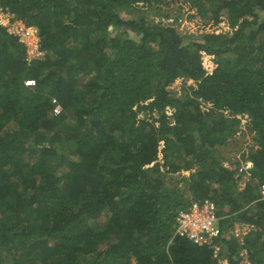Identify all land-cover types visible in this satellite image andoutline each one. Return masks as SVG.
Segmentation results:
<instances>
[{"label":"trees","instance_id":"1","mask_svg":"<svg viewBox=\"0 0 264 264\" xmlns=\"http://www.w3.org/2000/svg\"><path fill=\"white\" fill-rule=\"evenodd\" d=\"M163 1L0 0L45 51L27 63L0 24V264H218L174 234L197 199L223 217L227 264L242 250L264 264V0H188L232 28L197 35L154 22ZM243 114L254 142L240 188L216 150ZM235 223L252 226L241 241Z\"/></svg>","mask_w":264,"mask_h":264},{"label":"built area","instance_id":"2","mask_svg":"<svg viewBox=\"0 0 264 264\" xmlns=\"http://www.w3.org/2000/svg\"><path fill=\"white\" fill-rule=\"evenodd\" d=\"M191 8L188 5L187 9ZM192 14L194 13L191 10ZM164 18L165 22L163 25L173 26L179 31L181 34H195V21L194 18H191L186 15V13H179V14H172L169 12L168 17H161ZM0 24L4 25L7 30L18 37L19 41L23 43L25 47V60L27 63L32 62L35 59H40L44 57L45 51L40 48L39 44V34L38 29L34 25H27L20 19H15L11 12L7 10H2L0 8ZM205 25L203 24V27ZM229 28V27H228ZM203 33V32H200ZM210 33H221L218 30L210 31ZM35 81L33 79H27L24 81L26 86H30L34 84ZM53 103H56L55 99H52ZM211 104H208L210 107ZM207 109V108H206ZM173 108L167 106L165 108V113L169 117L171 123H173L172 114ZM61 112V108L58 104L55 105L54 113L57 115ZM240 118V115H237ZM245 118L249 117L246 114L241 115ZM247 157V156H246ZM249 167L248 159L239 160L236 166V172L234 177L237 178V181L242 179L243 174H247V169ZM246 180H242L237 183V185L241 188L244 186ZM259 192L264 196V185H260ZM217 205L210 199H197L191 201L190 205L178 211L176 217V228L174 234H177L180 237H185L193 241V243L197 245H204L210 248L213 252V257L216 258L218 264H227L225 255L222 253V246L218 242V239L222 237H227V234H222L220 228V217L217 215ZM242 228H249L252 229L250 225H244ZM234 235L238 236L237 238L243 237L240 232H237L234 228ZM241 236V237H240ZM215 240L217 242H215Z\"/></svg>","mask_w":264,"mask_h":264},{"label":"rangeland","instance_id":"3","mask_svg":"<svg viewBox=\"0 0 264 264\" xmlns=\"http://www.w3.org/2000/svg\"><path fill=\"white\" fill-rule=\"evenodd\" d=\"M142 3H139L138 6H141ZM189 5L188 0H164L161 3V7L163 9L164 12H170L172 14H179V13H186L187 16L194 18L195 21V28L194 30L196 31L195 35H197L200 32H209L210 31H214V30H218L219 32H229L232 30V28L229 26L227 20L224 17H221V20L217 23H214L213 21H208V22H204V20L197 16L196 14H192L191 10L194 11L195 13V9L193 7L187 9ZM143 9V6H141ZM120 15L124 18H128V17H133V15H136V9H131V8H126V9H121L120 10ZM154 22H165L164 18H160L159 16H154V17H150ZM150 18H148V20H150ZM163 21V22H162ZM203 24L205 25L203 27ZM229 27V28H228ZM182 81L183 78H181L179 81L174 82L170 85L167 86V89H169L173 94H175L176 96H179L181 94V87H182ZM186 83V82H185ZM187 83H190V81H187ZM186 83V84H187ZM207 105L202 104V109H206ZM225 113H227V111H225ZM241 118V115H240ZM248 118H245L244 116H242L241 118V123L239 126V131H237L234 135V137H232V140L230 139V141H228L227 143H225L224 145H220L217 147L216 150V154L217 156L220 158L221 162L223 163V165H225L226 167H228L229 169H234V167L237 166V161L239 159H241L242 155L247 154L248 152V148L250 145L253 144L254 140H253V132H251L249 130V127L247 126L248 124ZM67 155V152H62L59 155ZM57 159V157H55V159H53V162H55V160ZM237 162V163H236ZM191 172V170H186V171H182L181 172V176L180 177H187L189 175V173ZM248 179V174H243L242 175V184L243 181ZM240 180V181H241ZM240 181H238L237 183H239ZM180 187H184V182L179 183ZM91 225L96 228V226L94 223H91ZM246 225V224H244ZM243 226H241V223H235L233 225V230L234 228L236 229L237 232H240L242 235L244 232H249L251 229H247V228H242ZM234 231H232V236L237 239L238 241H241V238H237L238 236H235ZM246 235V234H244ZM243 235V236H244ZM229 236V235H228ZM241 237V236H240ZM241 256V261L240 264H249L246 259H245V251L242 250L240 253Z\"/></svg>","mask_w":264,"mask_h":264}]
</instances>
